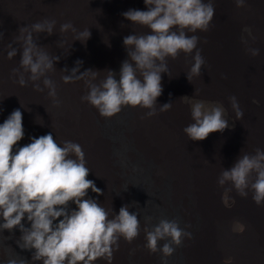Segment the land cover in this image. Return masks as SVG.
<instances>
[{"label":"bare ground","instance_id":"bare-ground-1","mask_svg":"<svg viewBox=\"0 0 264 264\" xmlns=\"http://www.w3.org/2000/svg\"><path fill=\"white\" fill-rule=\"evenodd\" d=\"M135 2L133 9L147 10L144 0ZM213 2L216 13L210 30L194 33L200 37L198 48L202 49L206 60L201 76L192 82L187 79L195 50L189 56L181 52L176 59L169 57L172 78L167 73L161 74L163 93L157 98L155 116L146 117L148 109L128 105L112 117H104L81 99L88 91L83 80L65 84L61 75L71 74L77 60L83 61L80 71L89 68L103 71L113 70L120 61L128 59L124 37L134 32L147 33L150 29L133 25V22L127 29V19L122 15L130 9L127 0H0V33H3V39H0V124L19 108L23 113V139L27 144L32 137L48 133H52L61 146L64 140L81 144L90 169L87 179L95 181L96 186L103 190V195H98L89 189L88 195L98 199L110 211L109 218L118 214L125 204L129 205L130 212L138 213L139 236L131 243L121 237L120 248L114 252L112 264H127L126 257L130 253L139 260L142 258L141 264H163L156 261L154 253L143 247L146 240L144 227L146 224L150 227V223L153 227L161 219H168L165 212H172L173 208L178 209L180 222L192 233L191 239L185 237L180 246H175L177 254L181 255L178 264H264V205H257L251 192L245 198L233 189L230 195L236 202L229 209L222 203L224 189L217 183L222 168H231L242 151L254 153L256 148L264 149V0H246L243 8H238L235 0ZM44 18L57 21L54 34L39 33L34 37L51 55L61 57L55 64L56 71L49 73L58 86L59 106L53 104L48 89L38 92L31 81L27 86H21L18 77L12 75V69L19 67L20 53L11 60L7 55L9 43L20 49V44L14 42L20 27ZM69 21L79 31L89 28L92 35L86 44L73 41L74 33L71 31L60 32V25ZM241 26L252 28L256 40L245 37L249 39V46L260 49L259 56L253 57L245 51V45L237 34ZM61 40L67 41L64 47L59 46ZM105 40L110 42V46ZM252 62L254 70L250 76ZM65 67L69 70L67 73L63 72ZM117 73L119 75L120 69ZM104 75L101 72L99 79ZM247 78L253 82L252 93L247 91ZM184 85L200 92L207 91L209 85L214 91L238 88L236 92L246 110H243V119L237 122L243 123V127L253 123L257 132H245L249 136L242 140L239 135L242 127H239L228 133L212 132L200 141L189 139L183 129L193 122L191 112L178 101V96L189 93L184 91ZM202 99L207 101L210 98ZM254 100L259 103H254ZM169 101L173 102L171 109L159 111L160 105ZM105 123L117 137L106 133ZM247 142H252L253 148H248ZM115 146L121 158L135 163L134 169L128 163L124 168L126 175L135 171L133 180L120 176L121 167L115 162L117 154L112 152ZM147 160L154 162L151 164L155 166L153 172L151 165L143 169ZM140 171L141 191L136 185ZM162 171L177 174L171 175L173 181L168 194L163 187V178L158 174ZM132 188L138 189L137 197L145 216L141 217L138 208L131 204ZM189 189L193 191L188 192ZM191 193L196 194L201 202L205 223L201 219L196 224L191 219L188 221L190 211L183 203L185 195ZM68 207L71 211L77 206L70 201ZM233 216L243 220V232L229 231L227 224ZM25 226L30 227V222ZM16 229L20 230L19 227ZM9 243L16 244L17 240L9 239ZM22 245L23 242L10 250L9 260L43 264L42 261H33L34 249H25ZM3 257L0 251V258ZM94 264H108V261L100 258Z\"/></svg>","mask_w":264,"mask_h":264},{"label":"clouds","instance_id":"clouds-1","mask_svg":"<svg viewBox=\"0 0 264 264\" xmlns=\"http://www.w3.org/2000/svg\"><path fill=\"white\" fill-rule=\"evenodd\" d=\"M144 3L147 10L129 9L122 13L133 25L147 27L150 32H134L124 37L128 59L121 64L119 80L112 69L80 71L82 60L76 61L71 74L61 75L65 84L85 82L88 91L81 99L95 107L101 116L112 117L128 105L148 109L146 117L155 116L157 98L163 93L161 74L167 73L172 78L168 58L176 59L181 52L189 56L195 50L187 79L192 82L202 74L206 60L198 48L200 37L194 33L210 30L216 13L213 0H144ZM235 3L238 8L246 6V0H235ZM56 24L55 19L44 18L21 26L14 37L20 49L9 43L7 55L11 60L20 53L19 67L12 69V75L18 77L21 86L31 81L38 92L48 89L53 104L59 106L58 86L49 73L56 71L55 64L61 57L51 55L34 37L39 33L53 35ZM59 30L62 34L71 31L73 41L84 44L92 35L89 28L79 31L71 21L61 24ZM243 31L252 41L256 40L250 26H245ZM247 37H242L245 51L253 57L259 56L260 49L249 46ZM105 42L110 46L109 41ZM58 43L64 47L67 41ZM68 71L67 67L63 69L65 73ZM101 72L105 73L103 79H99ZM195 94L199 95L197 89ZM181 98L190 106L193 121L183 129L189 139L204 140L212 132L234 127L225 118L227 109L222 103L189 96ZM229 100L236 119L242 120L244 111L238 98L232 95ZM172 104L169 101L160 105L159 111L170 110ZM24 135L23 113L17 108L0 124V217L3 220L0 231L19 227L23 248L34 249L33 261L43 264H94L100 258L112 264L121 237L131 243L139 236L138 213L130 212L129 205L125 204L118 214L109 218L110 211L88 195L89 189L98 195H103V190L95 181L87 179L90 169L81 144L64 140L61 146L48 133L32 137L30 143L14 153V145ZM217 183L224 189L221 199L227 208L236 202L230 195L233 189L245 198L251 192L253 201L264 205V149L256 148L254 153L242 151L231 168H222ZM70 201L77 206L71 211ZM25 217L30 227L23 223ZM144 232L147 243L143 247L151 253L162 252L164 257L175 252L173 245L180 246L185 237H192L191 232L180 227L178 220L161 219L153 227L146 224ZM160 240L166 241L162 248ZM8 264H26V261L11 259Z\"/></svg>","mask_w":264,"mask_h":264},{"label":"rangeland","instance_id":"rangeland-1","mask_svg":"<svg viewBox=\"0 0 264 264\" xmlns=\"http://www.w3.org/2000/svg\"><path fill=\"white\" fill-rule=\"evenodd\" d=\"M135 4H136V2H135V0H127V6H129L130 7V9H133V7L135 6ZM130 26H131V21H129V20H127V22H126V27H127V29H130ZM244 26H241L239 29H238V32H237V34L239 35V37L242 39V37H245V36H247V34L243 31L244 30ZM124 60H122V61H120L117 65V67H115L113 70L116 72V79L117 80H119V75H118V70L120 69V67H121V64H122V62H123ZM243 63H241V65H242ZM249 68H250V76L252 75V73L251 72H253V70H254V63L252 62V66H249ZM250 79L251 78H247V79H245V81L246 82H248V83H246L247 84V87H249V88H247V91L248 92H250V93H252V92H254L253 91V88H254V86H252L253 85V82H249L250 81ZM243 86L244 85H242L241 87L243 88ZM245 87V86H244ZM237 89L238 88H236L235 90H233V91H231V90H228V89H224V88H222V89H220L219 91L218 90H216V91H214L213 90V88H212V86H208V89H207V91H205V92H200L199 91V95H196L195 93H196V89H194V90H192V89H189V86H185L184 85V91H187V92H189V93H187L186 95L185 94H183V95H181V96H178V101L180 102V103H182L185 107H187L188 109H190V106L187 104V103H185L184 102V100L181 98V97H183V96H189V97H191V96H193V98L194 99H196V100H203L202 98L203 97H206V98H210L209 100H207L208 102H213V103H215V102H220V103H222L223 105H224V107L227 109V111H226V113H225V118L227 119V120H229V123H230V125H234V127L233 126H230L228 129H226V130H224L223 132H233V131H236L239 127L241 128L242 127V129H240L241 131H239V135H240V138L243 140L244 139V137L245 136H249V135H246L245 134V132H249V131H255L256 130V132H257V128H256V125H254L253 123H251V124H246V126L245 127H243L244 126V124L243 123H239V122H237L238 120L236 119V117H235V113H234V111L232 110V107H231V103H230V100H229V97L230 96H232V95H235L237 98H238V100H239V103H240V107L243 109V110H246V107L244 106V104L242 103V101H241V99H240V97H239V95H238V92H236L237 91ZM192 93V94H191ZM224 96V97H223ZM213 98V99H212ZM224 98V99H223ZM205 101V100H204ZM106 124H108V123H105L104 124V129L106 130V133L108 134V135H110V136H115V137H117L116 135H115V133H113L110 129H109V126H107ZM109 131V132H108ZM251 138H252V140L253 141H255L256 139L253 137V136H250ZM240 139V141L242 142V140ZM259 143V142H258ZM27 143L25 142V140L24 139H22L21 141H19L18 143H17V145H14V147H13V152L15 153L16 151H17V149L19 148V147H22V146H24V145H26ZM247 146H248V148H253V143L252 142H247ZM115 148V149H114ZM113 149H112V152H113V154H117V156H116V163H117V165L119 166V167H121V170H120V176H122V175H124L125 177H127V179L128 178H130V179H132L133 180V174L135 175V171L134 170H132V174L130 175V173L128 174V175H126V174H124L125 173V170H124V168L126 167V165H127V163L131 166V167H133V169H134V167H135V163H133V161H130L129 160V162H128V160H126V159H124V158H121L120 157V155L118 154V148H117V146H115ZM142 160V159H141ZM154 162L153 161H151V160H147V162H145L144 164H143V169H145L146 167H148V166H150L151 164H153ZM151 167L153 168V169H151V172H153L154 171V165H151ZM126 169V168H125ZM123 171V172H122ZM141 174V171L140 172H138L137 174L139 175V177H138V179H137V184L136 185H139L137 188H139V190L141 191L142 190V186H141V181L142 180H139L140 179V174ZM209 172H207L206 173V175L208 174ZM158 174H160L161 176H162V178H163V187L165 188L164 190H165V192L168 194V192H169V190H170V187H171V185H172V181H173V177L171 176L172 174H176L175 172H173V171H169V172H164V171H162V172H160V173H158ZM157 175V174H156ZM177 175V174H176ZM156 177V176H155ZM149 181H150V179H149ZM138 191V189H133L132 188V194H133V199H132V202H131V204L133 203V205L135 206V207H137L138 208V211H139V213H140V216L142 217V216H145V214H144V212H143V210L141 209V206H140V204H139V199H138V197H137V192ZM191 191H193L192 189H189L188 190V192H191ZM135 198V199H134ZM72 204L74 205V202H72ZM183 205H185L186 206V208L188 209V211H190V213H189V215H190V217L188 218V221H190V219H191V222H193V223H197V222H199V220L201 219V220H203V223H205L206 222V217L203 215V211H202V209H201V202L198 200V198L196 197V194L194 195L193 193H191V194H186L185 195V198H184V203H183ZM233 207V206H232ZM231 207V208H232ZM230 209V208H229ZM165 214L168 216V219H170V220H178L179 221V224H180V227H184V229H185V226H183V224L180 222V219H179V216H178V209L177 208H173L172 209V212H165ZM29 222L28 220H27V218L25 217V219H24V221H23V223L24 224H26L27 222ZM212 221V220H211ZM3 222V220H2V217H0V223H2ZM152 222H153V220H152ZM244 224H243V220L240 218V217H238V216H233L232 218H231V220L228 222V224H227V226H228V229H229V231H231V232H233V233H241V232H243V228H244V226H243ZM154 226H155V224H154ZM150 227H152V224L150 223ZM21 236H22V232H21V230H17L16 228L15 229H13V230H7V229H5V230H3V231H0V251L3 253V255H4V257L3 258H0V264H8V255H9V252H10V250H12V249H14V248H16V247H18L23 241L20 239L21 238ZM12 238H14L15 240H17V243L16 244H11V243H9V239H12ZM163 241H164V243L166 242L165 240H160L159 241V243H160V247L162 248V246H163ZM147 243V241L145 240L144 242H143V244L145 245ZM173 247L175 248V245H173ZM145 248V247H144ZM146 249V248H145ZM178 249H180V248H178ZM148 250V249H147ZM175 252H176V249H175ZM175 252L171 255V256H168V257H164V255H162V254H159L158 252H156V253H154V255L153 256H155V259H156V261L158 260V261H161L163 264H178V261H179V257L181 256V255H179V254H177V252H176V254H175ZM140 261L141 262H143V259L141 258V260H139V259H137L135 256H133V254L132 253H130V255H128V257H126V262H127V264H141L140 263Z\"/></svg>","mask_w":264,"mask_h":264}]
</instances>
